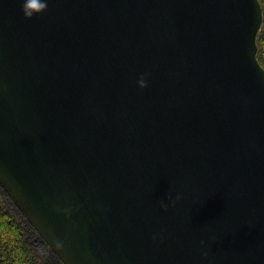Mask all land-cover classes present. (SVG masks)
I'll use <instances>...</instances> for the list:
<instances>
[{
    "label": "water",
    "instance_id": "1",
    "mask_svg": "<svg viewBox=\"0 0 264 264\" xmlns=\"http://www.w3.org/2000/svg\"><path fill=\"white\" fill-rule=\"evenodd\" d=\"M23 2L0 0V187L61 262L264 264L260 1Z\"/></svg>",
    "mask_w": 264,
    "mask_h": 264
},
{
    "label": "trees",
    "instance_id": "2",
    "mask_svg": "<svg viewBox=\"0 0 264 264\" xmlns=\"http://www.w3.org/2000/svg\"><path fill=\"white\" fill-rule=\"evenodd\" d=\"M264 12V0H259ZM258 60L264 68V21L258 34ZM15 205L0 187V264H63L42 241L48 251L44 261L36 254L30 243L37 232L29 229L15 216ZM39 237V236H38Z\"/></svg>",
    "mask_w": 264,
    "mask_h": 264
},
{
    "label": "clouds",
    "instance_id": "3",
    "mask_svg": "<svg viewBox=\"0 0 264 264\" xmlns=\"http://www.w3.org/2000/svg\"><path fill=\"white\" fill-rule=\"evenodd\" d=\"M46 3H47V0H44V3H41V4L37 5L36 0H24V2L22 4V11L24 12L26 17H32L33 15L37 14V12L35 10L45 8L46 7ZM147 83H148L147 80L145 78H143V77H141V79L138 80V84L141 87H146ZM168 199L172 203L175 202V200L172 198L171 194H169ZM175 199H180V194H177ZM161 206L164 207V208H167L169 206V204L162 200L161 201ZM203 255L205 257H207V255H208L207 251H205L203 253Z\"/></svg>",
    "mask_w": 264,
    "mask_h": 264
},
{
    "label": "rangeland",
    "instance_id": "4",
    "mask_svg": "<svg viewBox=\"0 0 264 264\" xmlns=\"http://www.w3.org/2000/svg\"><path fill=\"white\" fill-rule=\"evenodd\" d=\"M15 216L17 217V219L19 221H21L30 231V227L29 225L27 224V221L25 220V218L23 217V215L17 210L15 209ZM39 235H32L31 237V244L33 245L34 249H35V252L36 254L39 256V258H41L42 261H44L45 257L47 256L48 254V251L47 249L45 248L44 244L42 243V239L41 237H38ZM41 239V240H40ZM44 242V241H43Z\"/></svg>",
    "mask_w": 264,
    "mask_h": 264
}]
</instances>
